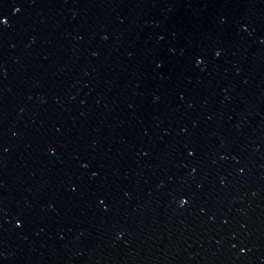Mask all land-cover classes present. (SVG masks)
I'll return each mask as SVG.
<instances>
[{"label":"water","instance_id":"1","mask_svg":"<svg viewBox=\"0 0 264 264\" xmlns=\"http://www.w3.org/2000/svg\"><path fill=\"white\" fill-rule=\"evenodd\" d=\"M0 264H264V0H0Z\"/></svg>","mask_w":264,"mask_h":264}]
</instances>
